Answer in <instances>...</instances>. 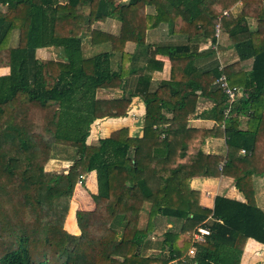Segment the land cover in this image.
<instances>
[{"label":"trees","instance_id":"obj_1","mask_svg":"<svg viewBox=\"0 0 264 264\" xmlns=\"http://www.w3.org/2000/svg\"><path fill=\"white\" fill-rule=\"evenodd\" d=\"M239 1L233 15L237 0H0V69L9 70L0 76V264H240L248 239L264 245V212L252 182L264 176V0ZM106 19L120 23L118 36L91 28ZM217 19L237 57L222 73L218 61L194 66L222 50L198 53L204 41L216 43ZM160 25L183 43L157 47L170 73L153 82L162 63L147 58L145 33ZM87 35L109 51L85 58ZM127 43L139 51L126 54ZM49 47L61 50L59 61L36 58ZM221 74L248 94L227 116V98L214 85ZM98 90L123 95L102 100ZM133 97L144 106L141 136L121 128L87 144L91 125L125 117ZM199 98L213 103L202 114L214 121L210 130L189 127ZM217 133L225 137V157L200 149ZM51 160L69 166L46 172ZM91 172L94 208L76 211L79 234L72 235L65 222L73 192ZM218 177L232 179L243 202L216 196L212 209L201 207L190 181ZM158 219L167 226L155 241ZM197 226L210 232L202 243H192ZM9 228L17 232L7 234ZM191 245L195 254L188 257Z\"/></svg>","mask_w":264,"mask_h":264},{"label":"crops","instance_id":"obj_2","mask_svg":"<svg viewBox=\"0 0 264 264\" xmlns=\"http://www.w3.org/2000/svg\"><path fill=\"white\" fill-rule=\"evenodd\" d=\"M60 1L63 2L64 0H60ZM115 1L117 3H120V2H126L127 0H115ZM240 4H241L240 1L237 0L235 5L230 10L231 14L236 15L240 12V7H241ZM151 11H152L151 7L146 8V12H151ZM218 21H216V24H219ZM250 24L253 25V22L251 21ZM120 26L121 25L117 20L106 19L102 22H97L92 24L91 28L102 34H107L116 37L119 34ZM217 37L215 44H212L210 40H206L204 41V43L200 44L198 53L210 49L209 46L210 44H212L216 47H220V48L224 47L222 48V50H220V52H218L220 53V55L215 54L211 58L195 59L194 61L195 67L205 68L209 66L211 63L214 62L217 63L216 60L217 56L218 58H220L221 55L223 56L222 59L224 60V62L221 60V58L220 61L223 62L225 67L237 61V57L234 51L232 50L228 36L224 32L220 31ZM102 42L103 41L101 40V38H96L95 42L91 44L90 37L88 35L82 37V51L84 57L90 58L95 55L109 51V46ZM145 42L148 47L146 52L147 58L154 59L162 63L161 71H155L151 73L152 81L157 82V81L167 80L169 78V73H170L169 59L166 56H162L158 54L157 47H164L167 45H178L180 43H183V41L177 37L170 36L168 34L167 27L165 25H160L157 28L148 30L145 33ZM219 44L221 46H219ZM202 46L205 49L201 50L200 48ZM138 51L139 49L137 48V46H135L132 43H127L124 46V52L126 54L131 55L137 53ZM36 58L38 60L59 61L61 59V50L53 47L38 49L36 51ZM118 60H119V54L118 53L113 54V57L111 58V65L113 70L117 69ZM251 63H252L251 60L242 63L243 67L245 68V71L247 72L249 71ZM143 65H145V60H141L138 63V67H142ZM8 74H9V70L7 68L0 69V76H6ZM136 78L137 75H132L127 79L129 83L127 89L130 90L133 89ZM100 93L106 94L108 96L107 99L120 98L123 95V91L121 90H116V91L98 90L96 92V98L98 97L97 95ZM126 94L127 93H124V95ZM212 106L213 103L208 99L199 98L196 103L195 113L189 117V127L194 129H203V130L212 129L213 126L215 125L214 121L206 119L205 117L202 116L203 112H206ZM143 115H144V106L140 98L133 97L131 99L129 109L125 117L97 120L91 125L90 135L87 139V144L93 143L99 138H106L112 132L121 128H126L130 136L140 137ZM92 127L95 128V130H92ZM245 128H246L245 125L241 126L242 130ZM225 141L226 140L224 135L222 134L220 135L219 133H217L215 137L207 138L200 149L202 153L205 155L225 157L227 154ZM222 164L223 163L219 164V168H221ZM252 182H253L255 203L257 207H259L264 212V176L262 177L253 176ZM189 187L198 194L199 205L203 208L212 209L213 200L216 196H221L229 200L243 202V198L238 193V191H236V189L233 187V180L228 177L193 179L192 181H190ZM84 188L86 190L87 189L89 190L90 193L87 191L89 194L91 195L96 194L97 187H96L95 172H91L85 177ZM86 196H87L86 201H84V203H79L75 207L73 212L70 210V213H72V215L69 214L68 219H71V217L74 218V214L76 213V211L93 210L94 208L93 200L91 196L90 199L88 198L89 195L86 194ZM73 199L74 197H72L71 200ZM71 203L72 201L70 202V204ZM66 230L72 235L79 234L76 224L75 222L72 221V219L69 224V229ZM240 264H264V245H261L252 239H248L243 249V255Z\"/></svg>","mask_w":264,"mask_h":264},{"label":"rangeland","instance_id":"obj_3","mask_svg":"<svg viewBox=\"0 0 264 264\" xmlns=\"http://www.w3.org/2000/svg\"><path fill=\"white\" fill-rule=\"evenodd\" d=\"M218 38V37H217ZM228 45V44H227ZM226 45V46H227ZM219 46H221L220 44H219ZM83 47H85V46H83ZM229 47V46H228ZM209 48H210V46H209ZM222 48H224V47H222ZM227 48V47H226ZM201 50H203V49H205L203 46L200 48ZM211 49V48H210ZM218 55H220V53H217ZM222 54V53H221ZM221 60L224 62V60L222 59L223 58V56L221 55ZM220 58H218V56H217V60H219ZM221 61V64L223 65V67L225 66L224 64H223V62ZM98 97V99H102V100H105V99H107L108 98V96L106 95V94H103V93H100V94H98L97 95ZM92 130H95V128H93L92 127ZM66 157H68V154H66ZM59 158H61V156H59ZM69 166V163H66L65 161H62V162H60V161H56V160H51V161H49L46 165H45V167H44V169H45V171L46 172H51V173H61V172H63L67 167ZM89 192V190L87 189H85L84 188V184H77L76 185V187H75V189H74V196H72V197H74V199L73 200H71L72 201V203L70 204V207H69V212H68V216H69V214L70 215H72V213H70V210L73 212V210L75 209V207L79 204V203H84V201H86V194L87 195H89V199H90V196H91V194H89L88 192ZM147 208L148 207H146L145 208V211L144 212H142L141 213V220H140V222H141V225H144V223L146 222V219H147ZM67 216V219H66V223H65V228L66 229H69V224H70V221H71V219H72V221L74 222V218H72L71 217V219H68L69 217ZM155 224H156V227H157V229L155 230V232L151 235V237H153L151 240H159V238H161V234L163 233V229L164 228H166V226H167V224H165V221L164 220H162V219H158L157 221H155ZM17 231H16V229H12V228H9L8 230H6V233L7 234H14V233H16Z\"/></svg>","mask_w":264,"mask_h":264},{"label":"built area","instance_id":"obj_4","mask_svg":"<svg viewBox=\"0 0 264 264\" xmlns=\"http://www.w3.org/2000/svg\"><path fill=\"white\" fill-rule=\"evenodd\" d=\"M225 15H227L226 12L223 13V16H225ZM218 20L219 19H217V21ZM218 34H219L218 24H216V26H215V37H217ZM210 48L213 50H216V46H214L212 44H210ZM217 61H218V71L222 73L224 67L221 64L220 59ZM214 85L218 86L217 88H219L227 98L228 106L224 111V116H227L229 114L230 108L233 106V104L235 103V101L238 98H240L242 96H245V97L248 96V94H246L244 92V90H240V89L230 87L227 84V80H226V77L224 74H221V76L219 78L214 80ZM241 154H245L244 150L241 151ZM82 178H84V177H81L77 184H81V181L83 180ZM209 235H210V232L206 227L197 226L192 233V243H202V242H204L205 238L208 237ZM194 254H195V248H194V245H191V247L189 248V250L187 252V256L193 257Z\"/></svg>","mask_w":264,"mask_h":264}]
</instances>
